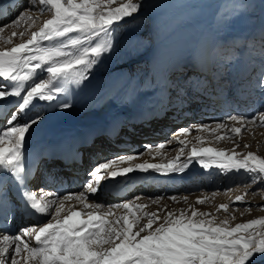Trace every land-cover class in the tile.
<instances>
[{"label":"bare ground","instance_id":"obj_1","mask_svg":"<svg viewBox=\"0 0 264 264\" xmlns=\"http://www.w3.org/2000/svg\"><path fill=\"white\" fill-rule=\"evenodd\" d=\"M53 2L59 3L58 0H53ZM23 3L22 0H0V24L7 23L9 17L16 14ZM57 7L51 9L47 17L44 18L38 13V8L44 9L43 4L39 1L38 8L36 7L37 12H34L40 20H32L31 26L24 22V19L11 26H0V30L3 32L0 33V129L4 123L5 113L10 112L12 107L18 105L19 107L14 109V112H21L19 116L21 114L23 116V119L17 120L18 122H11L13 124L0 134V164L5 172L14 161L32 148H42L47 142H57L63 137H67L74 151L82 156L80 160L69 163L64 164L59 161L52 164L63 167L60 172L63 180L69 181L73 175L79 177L83 168L95 163L98 159V161L103 160L105 157L110 158V163L127 160L126 168L121 166L117 172L115 166L110 169L103 166L105 176L102 177L101 186L96 184L93 187L96 199L91 203V206L77 203L79 199H84L89 185L81 191L79 184H69L68 189L72 187L71 190L77 191V193L68 196L56 197L55 192L51 194V197L39 195L49 214L47 220L40 225L28 226L22 216L11 219L6 211L8 200L11 197L10 190L3 187L0 214L9 219L13 231L18 232L21 228V234H18L14 239L12 235L0 232V264H13L11 260L16 254L17 257L22 256L23 262L21 263L23 264H61L55 247H48L36 254L32 249L36 248L38 243L44 244L50 239L56 240V235L60 231L57 228L62 225L68 229L70 227L82 229L87 220L97 223L99 219H102V215L99 214L111 212V208L107 206H116L114 201H119L124 197L121 189L131 192L141 191L144 195L142 203L153 204L157 199L153 201L152 195L156 192L168 196L177 191L185 193L190 189L191 192L198 188L206 191L205 187L209 181L219 186L216 180V171L220 167L227 169L232 165L231 162L222 159V152L225 150L217 148L216 142H214L216 137L223 139L224 130H220L218 127L212 132L205 130L210 129L208 127L211 125L210 120H206L202 124L195 122L190 125L189 131L184 135L189 141L191 138H197V141L188 144L185 151H183L184 149L179 150V153L183 152L184 158L182 157V159L167 155L165 152L161 155L157 154V156L152 153L154 148L160 144L155 141V133L164 130L161 126L151 132L149 140L143 146L146 149L138 154L134 150L136 149L134 148L135 142H137L133 140L134 138H129L127 143L120 142L123 145L131 142L126 147L132 145L133 151H130L131 148L114 152L111 150V148L119 146L120 143L114 146L111 142L118 141L120 138H117L121 133L132 136L136 126L147 121L157 120L172 108H175L172 112L180 116L181 112L184 114L189 112L188 107L194 104L200 108L199 113H203L200 116H203L207 111H210L211 119L220 116L224 103L219 99L224 96L220 85L217 86L219 71L212 70V63L215 58L214 51L219 46L223 47L224 43L217 40L213 27L207 24L211 17L204 0L163 1L157 8L147 9L148 18L152 19L150 23L148 22V26L152 25V22H157L159 29H153L151 33L148 30L154 42L152 51L134 57L148 61V76L142 83L139 80L141 73L135 69L136 62L132 60L134 58L129 59V62L123 66L116 65V63L108 65L105 61L102 69L96 67L95 58L97 56L108 57L111 42L120 40L107 38L105 29H90L89 26L82 24L78 31L80 33L78 39L67 41L61 34L64 25L61 15L64 10L70 11V9L62 6ZM148 26L147 28H149ZM57 35L63 39H57ZM179 38L183 41L182 45L176 50L173 48V55L169 57L171 46H176ZM110 66L111 70H109ZM248 67L249 64L244 63L238 71V77L243 79L239 84L243 85L241 88L243 91L247 90L249 85V81L245 77ZM178 68L184 69L185 75L190 78V87L186 95H183L180 90L179 92L175 88L170 89L169 87L170 80L173 83L176 82L170 77L173 69ZM43 75L45 77L40 80ZM178 87L181 88V86ZM240 97L244 99V94ZM43 104L44 108L42 107L41 111L43 115L32 120L36 111H40L38 108ZM218 108L221 111H218ZM243 111L245 112V110ZM200 116L193 115L192 119L196 120ZM102 137H104V141L101 142ZM82 139L87 142V145H80ZM177 139L179 140V137ZM152 142L156 145L151 146L155 147L148 146V143ZM186 156L192 159L187 160ZM200 157L201 159H199ZM45 161L51 166V161ZM138 165H143V168H138ZM35 188L32 187V189ZM112 188L115 189L111 190ZM145 195L152 197H145ZM191 196H193V201L189 202L190 204L195 200L198 203L204 202L203 200L208 199L209 194L202 192L201 198L195 194H191ZM176 197H174L175 200ZM172 198H168L167 203H175ZM181 200L185 201L184 196L180 198ZM71 201L74 203L72 204ZM107 202L108 204H106ZM190 204L185 206L188 210H190L188 207ZM125 206L123 208L118 206L112 212H117L115 217L120 215L124 220H127L128 227L131 229L133 223L125 215ZM55 208H58L57 214L49 223L50 214ZM168 209L169 212L163 216V220L169 222V224L166 223L169 228H165L166 224L161 223L160 229L161 232L163 231L161 238L166 235L175 237V230L181 232L177 229L178 227L183 233H187L193 238L207 234L201 229V231L197 230L194 221L188 218L187 214L185 215L186 209L182 212L181 207L172 205ZM207 211L209 212V209ZM150 212L145 208L140 214L145 217ZM193 214L199 216L196 210ZM173 215L178 217L173 220ZM176 219L181 223L184 221V224H178ZM60 221H62L61 226ZM82 232L84 233V231ZM156 232H158L157 228ZM31 236L33 240H31ZM98 236L99 234L91 240V244L98 240ZM101 239L104 241V237ZM31 241L33 248L29 245ZM28 248H31V254ZM117 250L120 252L116 253L124 252L123 249ZM175 250L172 253L170 251L173 256L179 252H174ZM95 251L99 250L95 248L93 252ZM129 252L134 253V251ZM56 254L57 256H54ZM51 256L57 257V261L51 263Z\"/></svg>","mask_w":264,"mask_h":264},{"label":"rangeland","instance_id":"obj_2","mask_svg":"<svg viewBox=\"0 0 264 264\" xmlns=\"http://www.w3.org/2000/svg\"><path fill=\"white\" fill-rule=\"evenodd\" d=\"M22 1L24 3L16 11V14L11 15L7 23L0 24L1 27L17 24L21 19L31 26L32 20H40L35 12H37L38 2L41 1L44 9L38 8V13L44 18L47 17L51 9L57 6L70 9V11L64 10L61 15L64 24L61 34L69 42L78 39L80 34L78 31L82 24L89 26L90 29H105L107 38L119 39L120 41L111 42L108 57L97 56L95 58L96 67L102 69L105 61L108 65L116 63V65L123 66L129 62V59L152 51L154 42L150 33L153 29H159V24L152 22L150 25L152 27L148 26L152 19L148 18L147 9H155L163 1L195 0H58V4H55L53 0ZM204 2L208 6L211 17L207 24L213 27L217 40L224 43L223 47L219 46L214 51L215 58L212 63V70L219 71L217 86L220 85L224 96L219 99L224 103L220 116L211 119L210 111L200 116L203 113L200 114V108L194 104L188 107L189 112L186 114L181 112L180 116L175 115L172 112L175 108H172L157 120L147 121L136 126L132 136L121 133L117 138L120 139L111 143L115 146L117 143L123 141L127 143L129 138H134L133 140L137 141L134 150H144L146 148L143 147L144 143L142 144L141 140L143 142L144 136L148 135L147 137H149L154 129L161 126L164 130H160L155 135V141L160 143L156 146L157 148L155 147L158 151L154 148L152 153L157 156V154L161 155L165 152L167 155L182 159L183 152L179 153V150L184 149L183 151H185L188 144L197 141V138H191L189 141L185 137L190 125L195 122L202 124V122L210 120L211 125H208L210 129L205 130L212 132L216 127L224 130L223 139L216 137L214 142H216L217 148L225 150L222 152V159L232 164L227 169L220 167L216 171L215 175L219 186L209 181L205 187L206 191L198 188L192 192L191 189L185 193L177 191L168 196L158 192L154 193L153 197L145 195V197H152L153 201L157 199L153 204L142 203L144 195L141 191H134L128 197L114 201L116 206H107L111 208V212L99 214L102 215V219H99L97 223L88 222L85 217L87 223L83 225L84 229L71 227L68 229L64 225L61 226L62 221H60L61 227L57 228L60 231L56 235V240L50 239L44 243L45 245L38 243L36 248L32 247V241L29 242L34 254L38 251L42 252L48 247H55L61 264H264V0H204ZM155 26L157 27L155 28ZM0 33L3 32L0 30ZM59 37L56 38L63 39ZM182 43L183 41L179 38L177 45L171 46L169 57L173 55V48L178 49ZM135 59L132 60L136 62L135 69L141 73L139 80L142 83L148 76V61L139 60L140 58ZM243 61L249 64L245 73L249 85L245 91L241 89L243 85H239L243 79L238 77L239 68L244 64ZM110 68L111 66L109 70H111ZM184 72L185 70L181 68L173 69L170 79L176 80V82L173 83L170 80L169 87L170 89L175 88L177 91L180 90L183 95H186L190 87V78ZM44 77L45 75L40 77V80ZM242 94H244V99L240 97ZM225 97L227 99H224ZM43 106L44 104L38 108L40 111H36L32 120L43 115L41 112ZM18 107V105L14 106L10 112L5 113L4 130L18 122L17 120L23 119L22 114L19 116L21 112H14ZM218 111L221 109L218 108ZM193 115L200 117L194 120L192 119ZM100 141H104V137ZM130 144L131 142L126 145L120 143L119 146L111 148V150L114 152L131 148L130 151H133L132 145L126 147ZM187 157L189 156L185 158ZM180 158H178L179 161H181ZM109 159L107 157L100 161L98 159L95 163L82 169L81 173L92 180L88 184L84 199H79L77 203L91 206V203L96 199L93 187L96 184L101 186L102 177L105 176L103 166H107L108 169L109 162H111ZM189 159L192 158H187V160ZM202 192L209 194L208 199H204V202L201 203H198L197 200L192 204L189 203L193 201V196L190 197L191 194L199 195L201 198ZM49 193L50 195H46V197H51L53 192ZM170 196L173 197L175 203H167ZM183 196L185 201H180ZM71 203L73 204L74 201ZM188 204L191 206H188L191 211L185 207ZM170 205L181 207L182 212L187 208L185 215L187 214V217L194 221L197 230L201 229L207 234L193 238L187 233H183L178 227L177 229L181 232L175 230L176 239L174 235L168 237L166 235L161 238V233H163L160 229L161 223L169 224L163 220V216L168 214ZM118 206L126 207L124 208L125 215L132 220L133 228L130 229L127 220H124L120 215L119 218L115 217L117 212H112V210ZM145 208L151 212L142 217L140 213ZM57 210L58 208H55L51 212L49 223L57 214ZM195 210L199 216L193 214ZM173 216V220L178 217ZM175 221H178V224H184V221L182 223L178 219ZM167 224L165 228H169ZM156 228L158 232H156ZM98 234L99 241L96 240L98 242L95 241L92 245L91 240ZM102 237L105 242L101 239ZM31 240H33L32 236ZM95 245L97 246L95 247ZM95 248L99 251L93 252ZM28 249L31 254V248ZM117 249H123L124 252L116 253L120 252ZM173 250L179 252L173 256L171 254ZM129 251H134V253L131 254ZM95 253L98 254L93 255ZM16 257L17 254L12 258V263L23 264L21 263L23 262L22 256ZM56 258L52 257L50 262H56Z\"/></svg>","mask_w":264,"mask_h":264}]
</instances>
